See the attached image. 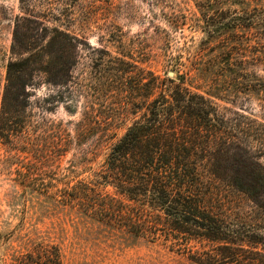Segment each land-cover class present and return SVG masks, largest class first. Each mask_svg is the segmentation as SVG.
I'll list each match as a JSON object with an SVG mask.
<instances>
[{
    "label": "rangeland",
    "instance_id": "374dc122",
    "mask_svg": "<svg viewBox=\"0 0 264 264\" xmlns=\"http://www.w3.org/2000/svg\"><path fill=\"white\" fill-rule=\"evenodd\" d=\"M22 7L0 0V115ZM36 8L47 26L79 38L77 64L66 88L35 89L23 133L0 137V264L39 245L57 247L63 264H197L190 250L206 242L168 230L153 241L108 221L99 204L128 202L94 174L148 103L179 82L235 123L244 115L264 128V0H41ZM55 125L65 139L49 135ZM86 185L98 191L86 205L62 202Z\"/></svg>",
    "mask_w": 264,
    "mask_h": 264
},
{
    "label": "trees",
    "instance_id": "16d2710c",
    "mask_svg": "<svg viewBox=\"0 0 264 264\" xmlns=\"http://www.w3.org/2000/svg\"><path fill=\"white\" fill-rule=\"evenodd\" d=\"M21 4L24 14L15 20L0 115V137L7 141L24 132L35 89L67 87L79 48L77 36L41 19L46 16L36 12L41 0ZM147 110L111 146L94 174L96 182L113 186L128 202L111 198L98 205L101 213L144 239L158 240L168 230L187 243L206 242L209 248L190 250L197 264H264V128H254L239 114L246 122L235 123L184 82L151 100ZM56 126L49 135L65 139ZM90 191L98 192L86 185L66 192L62 202L86 205ZM237 200L250 208L244 210ZM13 264L63 261L57 247L39 245Z\"/></svg>",
    "mask_w": 264,
    "mask_h": 264
},
{
    "label": "water",
    "instance_id": "95a60500",
    "mask_svg": "<svg viewBox=\"0 0 264 264\" xmlns=\"http://www.w3.org/2000/svg\"><path fill=\"white\" fill-rule=\"evenodd\" d=\"M169 76H170L171 78H174V73H173V72H170V73H169Z\"/></svg>",
    "mask_w": 264,
    "mask_h": 264
}]
</instances>
